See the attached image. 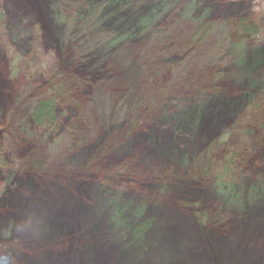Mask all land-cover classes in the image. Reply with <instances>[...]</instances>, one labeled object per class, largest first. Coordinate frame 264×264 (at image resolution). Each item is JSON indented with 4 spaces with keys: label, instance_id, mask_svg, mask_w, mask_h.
<instances>
[{
    "label": "rangeland",
    "instance_id": "1",
    "mask_svg": "<svg viewBox=\"0 0 264 264\" xmlns=\"http://www.w3.org/2000/svg\"><path fill=\"white\" fill-rule=\"evenodd\" d=\"M0 12V256L10 264H264V0H0ZM206 20L203 41L175 55L170 40ZM160 34L168 41L146 55ZM168 54L185 60L182 76L191 78L161 74L173 88L167 116L142 110L132 126L124 114L102 125L88 98L104 95L110 110L126 85L140 92L153 59ZM208 90L216 93L204 104ZM45 98L56 106L59 145L47 131L25 132L31 104ZM201 105L195 125L168 117ZM222 132L235 146L205 160L232 150L234 175H203L199 156ZM103 179L130 202L128 224L112 221Z\"/></svg>",
    "mask_w": 264,
    "mask_h": 264
},
{
    "label": "trees",
    "instance_id": "2",
    "mask_svg": "<svg viewBox=\"0 0 264 264\" xmlns=\"http://www.w3.org/2000/svg\"><path fill=\"white\" fill-rule=\"evenodd\" d=\"M154 9V8H153ZM152 11L155 13L157 11V7L155 10ZM151 11V12H152ZM153 13V14H154ZM2 20V13L0 12V21ZM210 29V23L206 21H201V24L199 25L198 29L193 32L189 37L183 38V39H177V37H174L171 39V42H177V45L174 47L172 50L175 55L184 58V56L191 52L193 45L195 42L198 41H203V37L206 35V33L209 32ZM245 32H248L250 34H256L257 30L255 26H244L243 27ZM204 33V34H203ZM169 34H164V35H158V38L155 39L154 43L151 44L149 47L146 48V55H151L150 50L163 47L165 43L168 41ZM170 54L166 55V58ZM160 58L156 57L153 59L152 65L148 68L147 72L145 71V75L147 74V77L145 81L141 84V90L140 92L136 93L133 91V86L130 84L126 85L125 91L121 96H119L117 99H114L110 105L111 109L108 111H104V107H106V100H104V95H98L94 97L88 98V104L92 108L99 109L101 107L102 109V114L99 116V121L102 123V125H108L109 123H112L115 120L116 115H121L124 114V116L128 119V125L132 126L135 123H137L140 120L139 113L140 111H148V112H158L162 111L164 109V106L166 104L167 98L169 97V93L173 89L170 87V80H165L164 74L161 75L164 71H171L170 74L174 78V80L180 81V80H187V82L190 81V76L188 73L185 72L186 76L183 78L182 73L184 72L183 70H186L183 64L185 63V60H179L175 62L176 59L171 58ZM120 61V60H119ZM130 63V62H129ZM180 68H183L180 70ZM169 69V70H168ZM216 78L217 76L214 75ZM220 77V76H218ZM54 76L51 77L53 79ZM162 78V79H161ZM163 80V81H162ZM60 81V80H59ZM62 82V81H60ZM186 82V83H187ZM193 84V82H191ZM208 94L207 98L203 100V103L210 101V97H212L213 94L216 92L208 90L205 92ZM250 96V94H248ZM217 96H214L213 99H216ZM219 98V97H218ZM191 104V103H190ZM203 105L201 106H196L193 115L189 114V111L186 110H180V111H170V114H168V117H170L171 121L175 123L177 127H181V125L184 123V119H189L190 123L193 122L195 123L199 121L202 116L200 117V111L202 110ZM159 112V114H160ZM163 112V111H162ZM165 116H167L166 112ZM174 113V114H173ZM189 114V116L187 115ZM196 115V117H195ZM59 119L56 111V106L54 104V101L50 98H45V99H38L34 101L31 104L30 110L28 112L27 116V125L24 127L26 128L25 132L29 136H34L36 132H39L41 130L47 131L46 135L47 138L52 142L56 143V145H59L61 143V140L57 141L55 135L57 134L58 138L60 139V133H59ZM69 128V130H68ZM75 127L73 124L70 125V127H67V137L70 140L71 145H75L78 142L74 141V135H73V130ZM245 135L250 137L251 140H254V142L257 139V133L256 130L252 128H247L245 130ZM82 141V139H81ZM235 141L230 138L228 133L222 132L218 138H216L215 141L211 142L201 153L199 156V161L198 164L201 165V169L203 171V175H208L212 173L211 175H214L216 171H218L220 168L226 172V174H217L215 173V177L217 176H223V178L227 177V174H231V176L234 175V167H232V150H228L229 153L227 154H221L212 164L207 163L205 160L207 154L209 151L214 150L215 148L219 147H229L232 148L235 146ZM229 145V146H228ZM212 170V171H211ZM215 171V172H214ZM214 172V173H213ZM109 182L106 180H102L98 182L99 190L106 195L110 207H115L114 210L116 211V214H114V217L112 218V221L115 223H121L124 224L127 223L128 221H125L124 219V213L126 212L127 207H129L131 204L129 201H124L125 199L122 200L121 196L123 195L122 190L118 191H111L110 193V186ZM234 185V184H233ZM165 187H167L165 185ZM228 188V185L226 182H222L221 184V189H226ZM232 190L235 189L231 188ZM146 201L149 202V198H146ZM144 203V202H143ZM146 203V202H145ZM142 205L133 207L134 212L140 213L142 211ZM114 211V212H115ZM197 218L201 222H205L208 219V215L206 213H198L196 214ZM220 215L215 214L213 216V220H218ZM143 228H146V226H143ZM143 228H140L137 230V232H140V230H143Z\"/></svg>",
    "mask_w": 264,
    "mask_h": 264
},
{
    "label": "water",
    "instance_id": "3",
    "mask_svg": "<svg viewBox=\"0 0 264 264\" xmlns=\"http://www.w3.org/2000/svg\"><path fill=\"white\" fill-rule=\"evenodd\" d=\"M0 264H10V256L8 254L1 255Z\"/></svg>",
    "mask_w": 264,
    "mask_h": 264
}]
</instances>
